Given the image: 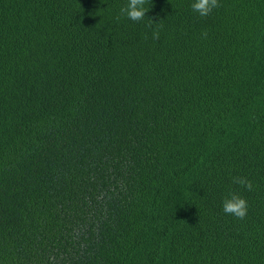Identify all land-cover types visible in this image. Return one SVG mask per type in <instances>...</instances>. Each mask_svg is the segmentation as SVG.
<instances>
[{"label":"trees","instance_id":"16d2710c","mask_svg":"<svg viewBox=\"0 0 264 264\" xmlns=\"http://www.w3.org/2000/svg\"><path fill=\"white\" fill-rule=\"evenodd\" d=\"M126 3L0 0V264H264V0Z\"/></svg>","mask_w":264,"mask_h":264},{"label":"clouds","instance_id":"9594fccd","mask_svg":"<svg viewBox=\"0 0 264 264\" xmlns=\"http://www.w3.org/2000/svg\"><path fill=\"white\" fill-rule=\"evenodd\" d=\"M218 0H191V9L198 13L199 16H207L214 8L218 7ZM120 14L131 21H142L145 18V13L148 9L145 7V0H127V3L120 8ZM206 35V33H202ZM159 32L153 28L152 37L157 39ZM232 183L241 185L244 189L253 190V182L244 176L232 177ZM222 211L238 219H244L248 212V202L240 194L228 190L222 196L221 201Z\"/></svg>","mask_w":264,"mask_h":264}]
</instances>
